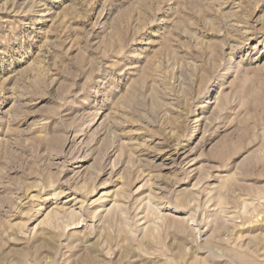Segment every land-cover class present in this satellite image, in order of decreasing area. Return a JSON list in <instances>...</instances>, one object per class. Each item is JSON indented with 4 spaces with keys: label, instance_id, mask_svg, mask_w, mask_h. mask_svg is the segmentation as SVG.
Masks as SVG:
<instances>
[{
    "label": "rangeland",
    "instance_id": "374dc122",
    "mask_svg": "<svg viewBox=\"0 0 264 264\" xmlns=\"http://www.w3.org/2000/svg\"><path fill=\"white\" fill-rule=\"evenodd\" d=\"M0 264H264V0H0Z\"/></svg>",
    "mask_w": 264,
    "mask_h": 264
}]
</instances>
